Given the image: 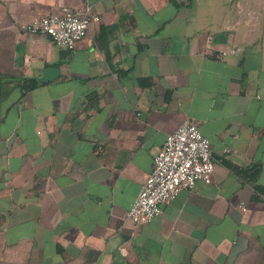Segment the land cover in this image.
<instances>
[{
    "label": "crops",
    "instance_id": "1",
    "mask_svg": "<svg viewBox=\"0 0 264 264\" xmlns=\"http://www.w3.org/2000/svg\"><path fill=\"white\" fill-rule=\"evenodd\" d=\"M62 5L99 15L75 49L21 28ZM187 116L212 180L135 225ZM258 186L264 0H0V264H264Z\"/></svg>",
    "mask_w": 264,
    "mask_h": 264
},
{
    "label": "built area",
    "instance_id": "2",
    "mask_svg": "<svg viewBox=\"0 0 264 264\" xmlns=\"http://www.w3.org/2000/svg\"><path fill=\"white\" fill-rule=\"evenodd\" d=\"M98 19L99 15L90 6L62 5L58 11L23 22L21 28L27 32H45L57 45L75 49L78 41L89 35L92 22ZM235 51L236 48L223 50L222 54ZM214 168L210 138L193 117L187 116L167 135L126 218L138 226L150 223L162 212L163 204L176 198L182 189H193L199 180L210 182Z\"/></svg>",
    "mask_w": 264,
    "mask_h": 264
},
{
    "label": "trees",
    "instance_id": "3",
    "mask_svg": "<svg viewBox=\"0 0 264 264\" xmlns=\"http://www.w3.org/2000/svg\"><path fill=\"white\" fill-rule=\"evenodd\" d=\"M31 81L32 82L26 84V88L27 89L30 88V87H33L35 84H37L36 81H33V80H31ZM258 188L264 191V186H258Z\"/></svg>",
    "mask_w": 264,
    "mask_h": 264
}]
</instances>
